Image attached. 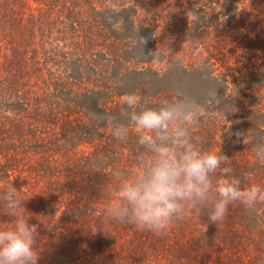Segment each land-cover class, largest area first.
I'll use <instances>...</instances> for the list:
<instances>
[{"label":"trees","instance_id":"16d2710c","mask_svg":"<svg viewBox=\"0 0 264 264\" xmlns=\"http://www.w3.org/2000/svg\"><path fill=\"white\" fill-rule=\"evenodd\" d=\"M130 1L135 6L128 0H0V107L17 124L22 120L25 127L13 132L14 139L7 142L8 137L3 135H11L13 130L9 133L0 125V150L7 151L0 156L5 161L4 164L0 161V179L2 175L9 179L6 185L0 183V228L13 223L2 199L7 186L12 184L26 201L23 206L30 213V223L38 225L35 240L36 251L40 253L38 264H77L79 260L82 264H149L156 256L179 263L204 259L190 251L193 247L190 244H198L201 238L195 240L183 234L185 244L172 248L167 243L172 239V228L155 233L154 240L147 242L146 231L124 224L127 236L138 240L141 246L120 245L117 249L112 240L118 223L106 222L103 216L108 201L106 193L112 189L113 170L100 169L96 176L88 170L73 173L74 161L70 156L66 160L59 146L52 142L57 134L43 138L42 131H33L31 123L24 120L31 115V108L39 110L36 106L40 107L43 99L48 109L55 98H60L46 93L47 84L33 79L26 68L29 52L44 50L50 43L55 44L51 51L68 53L72 62L93 47L103 57V63L110 66L113 61L107 52L112 53L121 62L119 84L125 83L126 92L140 95L142 100L150 98L156 103L153 106L159 105L166 95L168 100L188 96L198 102L202 94L216 89L220 103H213L212 111H223L221 104L225 105V119L222 114L207 118L199 128L205 139L195 129L193 135L202 149L220 150L231 160L225 166L232 169V176L240 179L241 187L251 184L264 187V160L258 159L254 151L257 142H264V0ZM108 3L117 6L115 10ZM119 12L131 13L129 25L134 27L131 35L134 37H129L132 39L128 45L142 59L130 56L125 63L119 55L120 48L116 51L111 33L105 32L109 16ZM125 22L120 21L121 32L127 29V19ZM54 35L60 39L54 42L50 39ZM157 50L165 57L161 63L151 62L149 54ZM51 81L56 88L58 82L53 77ZM124 94L125 91L109 92L96 108L107 114L113 103L111 111L117 114L123 107L118 100ZM52 107L53 113L56 106ZM62 108L65 114L71 111ZM237 132L248 133L247 145L243 137L237 138ZM23 137L33 141L36 152L44 153L48 163H55L56 168L67 166L70 172L54 176L45 173L33 159L36 152L16 142ZM9 172L12 175L8 176ZM260 208L264 209V205ZM242 209L253 208L230 203L224 218L226 224L239 223V215H246ZM205 222L211 233L203 231L204 238L214 244H235L232 235V239L223 237L226 235L222 232V221L216 225L207 218ZM127 227L133 229L128 231ZM100 242L104 245H99ZM108 244H113L112 248ZM177 248L180 249L174 251ZM166 261L171 263L169 259Z\"/></svg>","mask_w":264,"mask_h":264},{"label":"clouds","instance_id":"9594fccd","mask_svg":"<svg viewBox=\"0 0 264 264\" xmlns=\"http://www.w3.org/2000/svg\"><path fill=\"white\" fill-rule=\"evenodd\" d=\"M149 55L153 63L165 60L158 50ZM206 99L208 103H220L216 89L209 91ZM121 101L119 116L127 123L103 113H90L117 141H127L130 128L134 129L137 144L143 149L135 157L134 171H113L116 185L106 193L108 201L103 212L106 222L129 224L160 234L190 212L204 213L209 223L217 225L225 218L230 203L239 202L251 209L264 202V187L259 184L241 187L240 179L232 176V169L225 166L230 159L220 150L200 147L193 129L199 126L202 117L209 115L203 104L181 96L150 106L149 100L142 102L135 93L124 94ZM221 114L225 119V111L212 113ZM247 134L235 133L238 139L243 137L246 145ZM254 151L258 159L264 160V142H257ZM2 199L13 223L0 228V264H38L40 253L35 248L38 225L30 223L20 190L10 184Z\"/></svg>","mask_w":264,"mask_h":264},{"label":"rangeland","instance_id":"374dc122","mask_svg":"<svg viewBox=\"0 0 264 264\" xmlns=\"http://www.w3.org/2000/svg\"><path fill=\"white\" fill-rule=\"evenodd\" d=\"M128 3L135 6L130 0H128ZM108 4L111 5L110 8H112V10H115L117 7L110 3ZM130 14L129 12H119L110 15L109 20L107 19L106 21L108 27L105 29L107 34L108 31L111 33L112 40H114L116 44V51L120 48L119 55L122 56L121 59L125 63L129 61L127 57L133 56L134 59H142L143 57L136 50L129 49V39H132L129 37H134L131 36L133 35L134 27L129 25ZM106 16L107 14L105 17ZM125 19L128 21L127 29L121 32L122 25L120 21L126 23ZM50 39L55 42L59 40L60 37L54 35L50 37ZM121 43L126 46H121ZM54 46L55 44L50 43L44 50L39 48L35 52L30 51L27 56L29 63L26 68L33 79H38L39 82L47 84L44 86L46 93H54L56 97H60L58 99L55 98L54 101L51 102V104L55 102L52 106L55 105L56 108H54L52 113L53 107L50 106L47 109V104L43 99L40 107L36 106L39 110L31 108V115L24 117V120L31 123L32 126L30 128H33V131L36 129L42 131L44 133L42 134L43 138L45 136L51 138L53 133L57 134V138L52 142L59 146L62 154L66 156V160L70 156L71 160L74 161L72 168L75 172L73 173L88 170L91 175L96 176L97 171L100 169H112L113 171L119 169L124 172L134 171L135 157L143 151L137 144L134 129L130 128V135L127 141H117L112 137L108 128L102 126L98 120L93 119L90 115V113L93 112L103 113L101 109L96 108V105L102 103L109 92L119 94L125 91V94L127 93L125 83L119 84L117 80L119 67L121 65L120 60L118 57L114 59L112 53L107 52L113 61V64L107 66L108 64L103 63V57H100L97 51L93 50L92 47L90 52H84L82 58H78V60L72 62L68 57V53L51 51ZM93 55L96 56L95 59H93ZM97 69L99 70L97 71ZM38 75H41V77L38 78ZM52 77L56 83L58 82L56 88V84L53 85L51 81ZM98 87H103L104 90H98ZM12 89L14 92L16 91L15 86H12ZM41 94L44 95V92L42 91ZM166 96L163 97L164 100L168 99ZM206 98L207 94L205 93L204 96L202 94V96L198 98V103L203 104L209 115L202 117L199 126L194 128L195 131H198L195 133L202 137L203 133L202 131L200 132L199 128L204 125L207 118L214 116L212 115V107L213 103L216 104V102L208 103ZM148 100L151 102L150 106L156 104L151 101L150 98ZM118 102L122 103L121 98ZM221 106L223 111H226V106L222 104ZM62 107L71 108L69 114H65ZM109 107L106 115L115 117L122 123H127V121L121 120L119 116L121 109L117 110L118 113L116 114V111L114 113L111 111L112 108L115 107L113 103L110 104ZM3 109L4 107H0V125L8 129L9 133L13 130L11 135H3L8 137L7 142H12L14 139L13 132L17 131L20 127L23 130L25 127L21 124L22 120H19L17 124V122L11 118V115ZM33 110L34 113L32 112ZM27 138L29 137H23L16 142H21L23 147L32 149L33 153L36 152L33 141ZM203 139H205V137H203ZM207 141L208 139L206 138V143ZM6 152V150H0V156ZM36 153H34L33 159L36 163H40L42 168L45 169V173L54 176L59 172H62L61 175L67 174L65 172H70L67 166L64 168H56L55 163H48V159L44 153L39 152L38 155H36ZM0 161H2L3 164L5 163L4 159L1 157ZM12 173L13 172H9L8 176L12 175ZM7 181H9L8 177L4 178L2 175L0 183L6 185ZM79 181L81 180L79 179ZM110 185L114 188V185H116L114 179L110 181ZM104 197L106 198V195H104ZM261 203L264 205V202H260V204L255 205L251 211L242 209L246 215H239L238 219L241 224L237 222L233 224L234 226H229L224 219L222 220V232L226 235L223 237L232 239V235L236 241L233 246H227V244L225 245L222 243L214 244L204 238L202 236L203 231L211 233V230L206 228L205 221H207V215L204 213L198 215L195 212H190L184 219L176 220L169 228H172L170 232L174 233L172 239H170L169 242L167 241V243L174 248L173 246H177L178 244L184 245L186 240L184 238L186 237H191L195 240L201 238L202 240L198 242V244L194 245V242L190 244V246H193L192 248L190 247V251L193 255H199L200 257H204V259H199L198 262L183 260L179 263L175 259L166 258L171 262L168 263L166 259L164 260V258L156 256L151 259L152 261L149 264H264V209L260 208L262 205ZM69 222H71L70 219ZM122 226L125 227L124 224L118 223V229L113 233L114 238L112 241L117 243V249H119L120 245H125V247L128 245L141 246L138 240L130 239V237L127 236L129 232H124ZM72 229L76 230L74 226ZM126 229L129 231L133 228L127 227ZM146 232V241L152 242L154 240L153 235L156 236V234L150 231ZM183 234H186V237H181ZM177 239L181 240V242H175ZM100 243L99 245H104V242ZM111 246H113V244H108V248H112ZM179 249L180 248H177L174 251ZM116 252H118V250ZM77 264H82V261L79 260Z\"/></svg>","mask_w":264,"mask_h":264}]
</instances>
